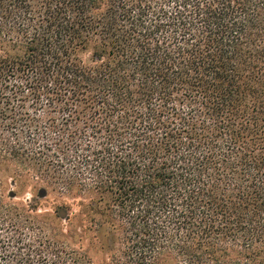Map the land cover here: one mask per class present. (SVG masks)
<instances>
[{
    "label": "trees",
    "instance_id": "obj_1",
    "mask_svg": "<svg viewBox=\"0 0 264 264\" xmlns=\"http://www.w3.org/2000/svg\"><path fill=\"white\" fill-rule=\"evenodd\" d=\"M5 178L90 197L103 264H264V0H0V264H94Z\"/></svg>",
    "mask_w": 264,
    "mask_h": 264
},
{
    "label": "rangeland",
    "instance_id": "obj_2",
    "mask_svg": "<svg viewBox=\"0 0 264 264\" xmlns=\"http://www.w3.org/2000/svg\"><path fill=\"white\" fill-rule=\"evenodd\" d=\"M90 58L89 51L80 54V59L85 63ZM2 190L14 203L34 206L40 221L63 235L72 247L87 252L94 264H103L111 255L108 228L105 224L99 225L102 220L89 214L86 207L90 204V197L63 196L45 190L41 185L35 189L29 184L26 187L14 186L8 178L4 179ZM40 191H45V196H40Z\"/></svg>",
    "mask_w": 264,
    "mask_h": 264
},
{
    "label": "water",
    "instance_id": "obj_3",
    "mask_svg": "<svg viewBox=\"0 0 264 264\" xmlns=\"http://www.w3.org/2000/svg\"><path fill=\"white\" fill-rule=\"evenodd\" d=\"M39 195H40V196H45V192H44V191H40V192H39Z\"/></svg>",
    "mask_w": 264,
    "mask_h": 264
}]
</instances>
